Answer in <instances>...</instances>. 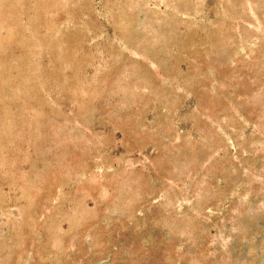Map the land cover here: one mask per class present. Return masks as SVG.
<instances>
[{
  "label": "rangeland",
  "instance_id": "374dc122",
  "mask_svg": "<svg viewBox=\"0 0 264 264\" xmlns=\"http://www.w3.org/2000/svg\"><path fill=\"white\" fill-rule=\"evenodd\" d=\"M0 264H264V0H0Z\"/></svg>",
  "mask_w": 264,
  "mask_h": 264
}]
</instances>
